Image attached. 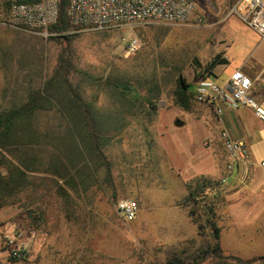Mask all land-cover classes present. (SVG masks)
Wrapping results in <instances>:
<instances>
[{"label": "rangeland", "instance_id": "374dc122", "mask_svg": "<svg viewBox=\"0 0 264 264\" xmlns=\"http://www.w3.org/2000/svg\"><path fill=\"white\" fill-rule=\"evenodd\" d=\"M194 1L198 6L197 16L203 20L201 24L193 20L184 25L155 23L107 31H83L73 41L77 69L88 76L85 79L87 94L100 108H112L114 105L101 81L156 72L159 81L168 84L157 102L158 111L154 119L133 121L122 133L121 139L116 138L106 148L111 163V182L105 180V169H101L97 174L102 185L101 198L105 201L110 200L118 220L121 219L117 214V205L121 200H135L140 205L142 213L140 217L128 225L121 220L117 230L118 234L121 231L125 234L124 240L127 243L126 248L119 246L118 250H128L131 247L134 256L139 257L134 264H158L156 258L159 251L164 249H161V245L157 246L156 231L163 222L169 224L167 212L170 205L174 206L178 202L186 205L192 190L195 198L205 200V186L202 182L199 188L195 182L193 189L188 187L194 178L193 175L200 178L198 176L210 171L212 174L216 173V179H213L215 186L222 182V173L213 171L209 161L211 158H208L213 146L210 140L218 135V118L208 105L193 104L190 111L178 107L173 97L175 78L181 73L188 74L197 68L198 63L205 64L217 54L224 55L228 60L227 64L214 69L212 79L218 83L228 81L232 72L243 66L258 65L264 68V40L237 15L230 12L231 0ZM5 19L2 9L0 109L11 103L9 96H5L6 100L2 95L7 77L31 70L44 78L56 65L59 52V47L51 43L50 39L45 40L32 33L8 28L4 25ZM147 25L166 30L165 35L156 36L154 40L145 42L139 37L137 28L140 26L146 28ZM130 36H137L141 46L135 55L126 57L123 48ZM48 120L53 121L51 117ZM214 151L222 159L224 167L225 152L221 144L216 145ZM261 174L262 172L258 170L254 184L263 187L264 180H259ZM41 178L45 181H41ZM47 179L48 177H39V180L32 184V189L36 192L23 195L21 203L0 211V264L46 263L48 255L45 254V250L37 256L35 254L29 256L30 249L26 240L37 234L40 241L48 239L52 242L53 234L57 233L58 224L54 226L46 221L44 216H39L37 203L44 202L45 192L38 187L55 185ZM96 180L98 182V179ZM262 191L261 198L264 199V189ZM68 192V196H62L66 197L65 200L76 199L77 193L71 189ZM196 207L195 204H191L186 208L197 211ZM252 218L245 213L244 225L248 226ZM195 220L202 226L200 232L203 233L204 244L196 250L192 243L184 247L187 248L185 257L190 262L196 258L199 251H202L200 248L208 249L213 245L212 233L205 228V220L200 218L199 214L195 216ZM17 231L24 234L28 256L26 260L14 263L5 252V242L8 236ZM235 251L242 256L251 253L264 255V247L261 250L243 248ZM164 253V257L168 258L172 256L174 250L167 249L166 246ZM253 264H264V261Z\"/></svg>", "mask_w": 264, "mask_h": 264}, {"label": "trees", "instance_id": "16d2710c", "mask_svg": "<svg viewBox=\"0 0 264 264\" xmlns=\"http://www.w3.org/2000/svg\"><path fill=\"white\" fill-rule=\"evenodd\" d=\"M57 2L58 19L49 28L55 34L50 42L59 47L56 65L26 99L17 100V95H9L11 103L0 109V211L21 203L23 195L33 193L32 184L39 177H48L47 180L54 184L73 187V184L92 181L93 176L105 169V180L111 182V163L106 148L116 138L121 139L133 121H152L158 111L157 102L168 86L165 81H159L156 72L101 81L114 105L112 108H100L87 94L85 79L88 76L77 69L73 41L81 32L72 24L70 0ZM3 14L8 16V4ZM137 29L145 42L166 32L154 25ZM227 62L224 55L217 54L205 64L198 63L197 68L188 74H179L173 90L175 104L184 111H190L193 104H198L194 100V91L199 77L206 72L213 75L217 66ZM41 181L45 179L41 178ZM193 182L197 183V188L201 182L204 186L207 183L196 179L188 184L190 189H193ZM62 191L68 196V190L63 188ZM194 199L192 190L190 200ZM205 213L213 245L199 251L191 262L184 257V250H174L162 264H200L208 259L214 264L264 261V255L244 260L225 254L220 245L221 230L213 206L206 208ZM198 229L202 226L198 225Z\"/></svg>", "mask_w": 264, "mask_h": 264}, {"label": "crops", "instance_id": "0c3cea01", "mask_svg": "<svg viewBox=\"0 0 264 264\" xmlns=\"http://www.w3.org/2000/svg\"><path fill=\"white\" fill-rule=\"evenodd\" d=\"M237 1L231 0L229 8ZM237 70H242L254 78L259 72L264 71V68L258 65L243 66L234 70L232 74ZM7 78L2 90L6 100L10 94L17 95V100L26 99V96L37 89L42 81V77L31 70L28 72L25 70L20 74L15 73L14 76ZM226 82L219 84L223 85ZM217 118L219 131L217 137L210 140L213 146L208 158L214 160H209L213 171L222 173L221 181L227 174L228 163V156L220 137L222 132H228L235 140H243L250 149L251 159L248 163L237 165L230 175L228 184L225 185L222 182L220 186L213 184L216 173L207 171V174L198 176L207 181L204 187L205 200L187 199L186 205L182 202L175 203L174 206L170 205L167 212L169 224L163 222L156 231L157 246L161 245V249H164L159 251V256L156 258L158 264L164 263L167 259L164 257L166 246L167 249H182L180 252L185 251V254L187 248L184 247L187 244H194L196 246L194 250L203 246L204 236L198 229L200 224L195 220V216L199 214V217L206 222L205 211L209 206H213L215 218L221 230L220 245L225 254L249 260L259 256L254 253L242 256L235 250L243 248L261 250L264 247V199L261 198L264 186L254 184L258 170L262 172L259 180H264V170H261L264 169L261 166L264 161V123L246 107H241L237 111L226 110L222 117ZM218 144H221L225 152L224 167L222 159L214 151ZM193 176L196 177L195 179H200L196 175ZM194 178L191 180L194 181ZM95 179H98V182ZM40 187L45 192V196L42 204L37 203L39 216H44V219L54 226L58 224L56 225L57 233L53 234L52 242L48 239L40 241L37 234L28 237L26 242L29 244V256L32 254L37 256L45 250V254L48 255L45 264H134L138 260L139 257L134 256L131 247L128 250H118L119 246L126 248L125 234L122 231L118 234V223L120 224L121 220L117 219L110 200L105 201L101 198L102 185L97 174L92 177V181L73 184V187L64 184L39 186L38 189ZM63 188L76 190V199L65 200L62 197L64 196ZM191 204L197 206V211L186 208ZM245 213L253 217L248 226L244 225ZM141 214L139 207L137 218ZM132 222L123 221L126 225ZM205 224V228L211 233V229L207 223ZM200 264H214V262L208 259Z\"/></svg>", "mask_w": 264, "mask_h": 264}, {"label": "built area", "instance_id": "2783aa9c", "mask_svg": "<svg viewBox=\"0 0 264 264\" xmlns=\"http://www.w3.org/2000/svg\"><path fill=\"white\" fill-rule=\"evenodd\" d=\"M206 1V0H203ZM9 5L4 21L8 28L28 32L48 40L55 34L49 28L58 19L57 0H0V9ZM230 12L255 30L264 40V0H238ZM198 6L194 0H70L69 15L78 32L107 31L144 24H189L193 20L201 24L197 16ZM141 43L137 36H130L123 48L124 56L135 55ZM206 72L197 80L194 100L208 105L217 117L226 110L237 111L241 107L251 109L264 123V71L254 78L242 70L235 71L223 85ZM221 142L228 156L226 176L222 184H228L237 165L248 163L251 153L243 140H235L228 132L221 133ZM264 168V161L261 163ZM139 210L135 200H121L117 205L118 217L124 222L137 218ZM5 252L14 262H22L28 256L22 231L8 236ZM11 264V263H7Z\"/></svg>", "mask_w": 264, "mask_h": 264}]
</instances>
